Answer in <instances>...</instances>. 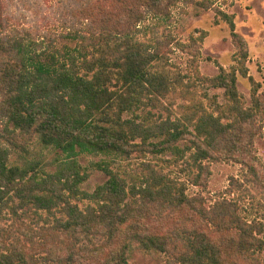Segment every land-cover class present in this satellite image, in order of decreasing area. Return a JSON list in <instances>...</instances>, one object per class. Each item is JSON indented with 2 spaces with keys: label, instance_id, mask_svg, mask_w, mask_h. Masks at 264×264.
<instances>
[{
  "label": "trees",
  "instance_id": "16d2710c",
  "mask_svg": "<svg viewBox=\"0 0 264 264\" xmlns=\"http://www.w3.org/2000/svg\"><path fill=\"white\" fill-rule=\"evenodd\" d=\"M180 1L74 0L78 27L38 41L6 31L0 0V223L22 233L0 224V264H264V94L219 10L234 65L210 78L171 68L173 44L194 61L206 34L183 44L142 26ZM131 146L150 157L126 168ZM222 163L238 170L208 200Z\"/></svg>",
  "mask_w": 264,
  "mask_h": 264
},
{
  "label": "rangeland",
  "instance_id": "374dc122",
  "mask_svg": "<svg viewBox=\"0 0 264 264\" xmlns=\"http://www.w3.org/2000/svg\"><path fill=\"white\" fill-rule=\"evenodd\" d=\"M203 0H181L172 10L169 22L162 21L163 26L157 27L153 21H148L143 27L151 28L159 36L170 32L178 41L177 43H187L190 35L199 36L202 32L206 34L204 40L199 45V53L193 58L180 51V47L172 46L173 52L168 55L170 66L174 70L192 74L195 64L198 71L204 77L215 76L220 68L229 70L234 65L233 57L236 48L230 37L228 25L222 21L217 10L234 19L235 30L245 41L248 50L247 69L252 80L260 85V93L264 94V0H209V8L203 9L198 5ZM2 13L6 20V31L19 33L24 36V30L28 31L34 39L41 40V36L52 33L54 37L65 32V29L78 27L71 12L76 7L74 0H1ZM143 40L150 37L141 35ZM181 45V44H180ZM193 61V62H192ZM205 89V88H204ZM209 98L217 97V102H222V91L206 90ZM239 91L241 96L249 100L251 85L247 79H239ZM264 99V97H263ZM256 149L259 157L264 163V138L256 141ZM150 156L141 153L139 149L129 147L122 156L117 158L119 165L129 168L145 161ZM100 158L85 157L84 164L98 161ZM213 174L210 183L204 191L203 197L208 200L216 199L227 187V181L231 176L236 175L238 168L230 164L222 163L212 167ZM176 175L179 171L174 168ZM102 178L100 174L93 173L89 181V186L94 188L100 184ZM242 185V184H241ZM251 190L250 183H244L235 195L244 197L245 190ZM191 189V192H196ZM251 193H254L251 191ZM259 199L260 197L257 196ZM255 202V201H254ZM261 210L260 212H262ZM4 229L13 230L18 236L22 233L20 227L12 226L9 218L0 223ZM33 226L30 225V227ZM20 237V236H19Z\"/></svg>",
  "mask_w": 264,
  "mask_h": 264
}]
</instances>
